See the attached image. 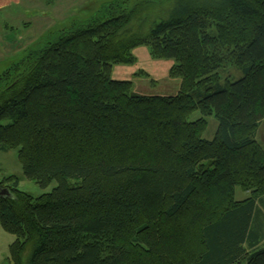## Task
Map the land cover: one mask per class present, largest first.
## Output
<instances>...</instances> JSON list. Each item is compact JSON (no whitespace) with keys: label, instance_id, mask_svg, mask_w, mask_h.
<instances>
[{"label":"trees","instance_id":"trees-1","mask_svg":"<svg viewBox=\"0 0 264 264\" xmlns=\"http://www.w3.org/2000/svg\"><path fill=\"white\" fill-rule=\"evenodd\" d=\"M125 2L0 76V151L18 150L42 189L57 183L34 197L5 181L13 264H264V200L235 199L264 192V0H177L149 31L129 28L147 9ZM143 45L176 62L177 95L113 79Z\"/></svg>","mask_w":264,"mask_h":264},{"label":"rangeland","instance_id":"rangeland-1","mask_svg":"<svg viewBox=\"0 0 264 264\" xmlns=\"http://www.w3.org/2000/svg\"><path fill=\"white\" fill-rule=\"evenodd\" d=\"M111 1L114 0H0V76L30 55L45 49L70 26L92 23L97 18L104 19L105 13L101 9L107 6L106 10H108ZM176 1L126 0L123 9L132 6L130 10L135 9L137 16L147 9L148 17L144 23L134 20L129 28L137 30L144 25V31H149L152 22L156 20L159 22L169 17ZM198 1L205 2V0ZM133 54L136 59L133 64L114 66L112 74L114 80L130 81L131 91L143 96H175L180 92L182 80L171 77V70L176 64L174 60L155 59L147 45L137 47L133 50ZM227 70L228 73L237 75L234 68L228 66ZM200 117L201 114L197 111L189 120L195 121ZM208 120L209 125L204 137L212 140L218 123L214 117ZM257 140L264 148V120L258 129ZM11 177L19 180L21 191L34 197L50 193L57 186L54 182L47 189H42L25 177L18 158V150L0 151L2 188H9V184L5 181ZM212 197L215 203L218 199L214 195ZM253 197L264 200V192L257 194L252 190L236 189L235 199L238 202ZM171 225L169 224L168 227H172ZM15 240L16 236L6 232L0 224V264H13L10 246Z\"/></svg>","mask_w":264,"mask_h":264},{"label":"water","instance_id":"water-1","mask_svg":"<svg viewBox=\"0 0 264 264\" xmlns=\"http://www.w3.org/2000/svg\"><path fill=\"white\" fill-rule=\"evenodd\" d=\"M11 192L7 188H2L0 185V197H11Z\"/></svg>","mask_w":264,"mask_h":264}]
</instances>
